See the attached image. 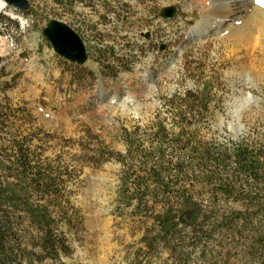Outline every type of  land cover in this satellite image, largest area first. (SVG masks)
Returning <instances> with one entry per match:
<instances>
[{
	"label": "rangeland",
	"instance_id": "374dc122",
	"mask_svg": "<svg viewBox=\"0 0 264 264\" xmlns=\"http://www.w3.org/2000/svg\"><path fill=\"white\" fill-rule=\"evenodd\" d=\"M205 3L212 0H24L0 9V101L18 109L15 125H30L47 157L65 161L86 131L124 153L122 128L154 121L165 101L178 103L188 92L206 102L191 133L264 150V13L245 26L244 17L233 20L238 34L228 36L210 26ZM168 7L175 13L165 21L160 14ZM52 20L81 38L83 65L53 53L42 34ZM197 27L206 29L198 35ZM248 33L250 41L242 37ZM120 172L115 161L84 167L71 184L74 222L61 227L71 253L62 264H182L184 256L145 247L150 223L131 210L120 214ZM249 240L239 229L215 236L187 262L257 264Z\"/></svg>",
	"mask_w": 264,
	"mask_h": 264
},
{
	"label": "trees",
	"instance_id": "16d2710c",
	"mask_svg": "<svg viewBox=\"0 0 264 264\" xmlns=\"http://www.w3.org/2000/svg\"><path fill=\"white\" fill-rule=\"evenodd\" d=\"M176 101H165L154 121L122 128L124 153L86 131L68 161L47 157L31 126L15 125L18 109L0 101V264H62L71 250L61 227L71 228L75 215L70 186L84 167L110 161L121 167L118 211L150 223L142 238L147 249L188 264L196 249L202 254L215 236L239 229L264 264V150L201 140L189 130L204 96L188 92Z\"/></svg>",
	"mask_w": 264,
	"mask_h": 264
},
{
	"label": "water",
	"instance_id": "95a60500",
	"mask_svg": "<svg viewBox=\"0 0 264 264\" xmlns=\"http://www.w3.org/2000/svg\"><path fill=\"white\" fill-rule=\"evenodd\" d=\"M1 9L11 8L15 10L24 4V0H2ZM175 13L173 7L161 11V18L165 21L171 20ZM42 34L50 45L54 54L65 61L78 66L83 65L87 60V53L84 43L73 29L65 23L52 20L47 23Z\"/></svg>",
	"mask_w": 264,
	"mask_h": 264
},
{
	"label": "bare ground",
	"instance_id": "6f19581e",
	"mask_svg": "<svg viewBox=\"0 0 264 264\" xmlns=\"http://www.w3.org/2000/svg\"><path fill=\"white\" fill-rule=\"evenodd\" d=\"M1 6L2 3L0 2V7ZM204 7L207 9L206 14L211 22L210 26L217 27V30H223L228 36L238 34V31L232 27L233 20L244 17L243 26H245L249 22L248 19L253 18L255 14L264 13L263 7L257 4L256 0H212L211 6L205 3ZM6 15L16 19L11 13H6ZM205 29L206 28L197 27L195 30H199L200 32L198 31V35H201V32ZM218 33L221 32L219 31ZM242 37L243 39L250 41L251 34L248 33ZM237 38L239 37L237 36Z\"/></svg>",
	"mask_w": 264,
	"mask_h": 264
},
{
	"label": "snow or ice",
	"instance_id": "6c2138e0",
	"mask_svg": "<svg viewBox=\"0 0 264 264\" xmlns=\"http://www.w3.org/2000/svg\"><path fill=\"white\" fill-rule=\"evenodd\" d=\"M257 4L264 7V0H256Z\"/></svg>",
	"mask_w": 264,
	"mask_h": 264
}]
</instances>
